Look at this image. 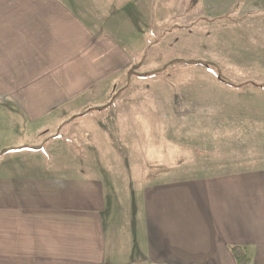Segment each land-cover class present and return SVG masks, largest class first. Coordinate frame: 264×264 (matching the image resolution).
<instances>
[{"label":"crops","instance_id":"0c3cea01","mask_svg":"<svg viewBox=\"0 0 264 264\" xmlns=\"http://www.w3.org/2000/svg\"><path fill=\"white\" fill-rule=\"evenodd\" d=\"M131 1L0 0V264H236V246L264 264V168L149 181L160 168L122 201L57 140L49 160L66 175L11 150L53 128L74 143L89 121L83 146L96 120L129 108L106 98L148 59L119 32Z\"/></svg>","mask_w":264,"mask_h":264},{"label":"rangeland","instance_id":"374dc122","mask_svg":"<svg viewBox=\"0 0 264 264\" xmlns=\"http://www.w3.org/2000/svg\"><path fill=\"white\" fill-rule=\"evenodd\" d=\"M131 2L135 8L119 13V32L148 59L132 71L135 79L117 86V96L106 98L129 108L96 120L83 146L75 141L89 121L77 127L74 143L65 129L53 128L59 136L11 150L41 153L48 172L66 175L49 160L57 140L61 158L79 156L122 201L130 190L138 199L146 174L160 168L166 171L149 181L263 169L264 0Z\"/></svg>","mask_w":264,"mask_h":264},{"label":"trees","instance_id":"16d2710c","mask_svg":"<svg viewBox=\"0 0 264 264\" xmlns=\"http://www.w3.org/2000/svg\"><path fill=\"white\" fill-rule=\"evenodd\" d=\"M236 264H252L251 258L242 247L236 246L231 249Z\"/></svg>","mask_w":264,"mask_h":264}]
</instances>
